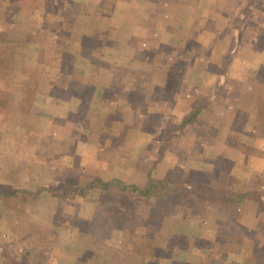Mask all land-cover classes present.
<instances>
[{"label":"rangeland","instance_id":"rangeland-1","mask_svg":"<svg viewBox=\"0 0 264 264\" xmlns=\"http://www.w3.org/2000/svg\"><path fill=\"white\" fill-rule=\"evenodd\" d=\"M263 17L264 0H0V264H264V138L215 102ZM147 33L180 57L142 52ZM191 40L222 79L190 69Z\"/></svg>","mask_w":264,"mask_h":264},{"label":"crops","instance_id":"crops-1","mask_svg":"<svg viewBox=\"0 0 264 264\" xmlns=\"http://www.w3.org/2000/svg\"><path fill=\"white\" fill-rule=\"evenodd\" d=\"M233 9L230 8V11L234 12L238 6L230 1L228 3ZM244 6V4L242 5ZM241 6V7H242ZM245 8V7H243ZM241 8V9H243ZM148 34V43L144 45L145 41L141 43L143 51L150 49L152 52L159 51L160 48L167 53L171 58H179L180 51L174 48L171 44L165 43L161 38H155L153 33ZM147 37V35H146ZM212 42V40L210 41ZM246 43H250L249 56L250 66L242 67L238 77L240 78L239 89L230 90L228 86L224 87L221 91V94H218L216 103L220 110L233 112L232 119L230 122V128H232L233 122L239 123L243 126L244 135H253L256 138L263 140L264 138V17L261 19V23L258 27H255L251 30L250 37L246 40ZM139 45V44H138ZM193 45L197 44L191 41H188L185 44V49L192 53V56L189 60L190 69L192 71L199 72L197 73L200 77H212V81L215 79H222V75L219 72L218 67L215 64H212V46L211 43L206 45V51H196L193 53ZM197 47V46H196ZM134 54V53H133ZM136 54V53H135ZM140 55H133V58L139 60ZM253 67L252 73H245L249 70L250 67ZM202 73V74H201ZM193 73L189 74L190 77H193ZM151 76V75H150ZM149 76V77H150ZM226 75H224L225 77ZM252 79L253 85L249 88H245L246 84L248 85L247 80ZM242 81H244L242 83ZM246 83L244 86L243 84ZM20 87V86H19ZM20 95L23 94V88L20 87ZM13 91L10 90L9 92ZM239 99V100H238ZM23 104V98L19 100V103ZM36 102L33 100L28 111V115L31 118H36L37 115L32 111L35 108ZM81 118V115H78V120ZM243 122V123H242ZM261 122V123H259ZM235 123V124H236ZM261 124V125H260ZM101 127V126H99ZM100 130V129H97ZM242 131V132H243Z\"/></svg>","mask_w":264,"mask_h":264},{"label":"trees","instance_id":"trees-1","mask_svg":"<svg viewBox=\"0 0 264 264\" xmlns=\"http://www.w3.org/2000/svg\"><path fill=\"white\" fill-rule=\"evenodd\" d=\"M99 184V180L98 181H96L95 182V184ZM96 187V186H95ZM124 189H122V191H123ZM152 191V190H151ZM158 191V190H157ZM156 191V192H157ZM80 191H77V192H75L73 195H70V191H68L67 192V194L66 195H58V196H56L57 198H61V199H63V198H68V197H72V196H79V195H85V193L83 192V194L82 193H79ZM132 193V194H131ZM123 194H128L127 196H130V197H132V195H136V193H135V191H130L129 189H127V188H125V190H124V192H123ZM14 195H16V196H23V198H26V196L25 195H27V193L26 192H20L19 190H17L16 192H15V194ZM25 202V201H24Z\"/></svg>","mask_w":264,"mask_h":264}]
</instances>
